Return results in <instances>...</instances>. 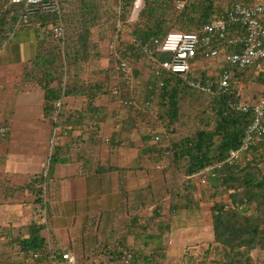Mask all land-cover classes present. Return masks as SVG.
Here are the masks:
<instances>
[{
  "label": "trees",
  "instance_id": "1",
  "mask_svg": "<svg viewBox=\"0 0 264 264\" xmlns=\"http://www.w3.org/2000/svg\"><path fill=\"white\" fill-rule=\"evenodd\" d=\"M0 0V7L2 2ZM6 1V0H5ZM60 3V16L57 13H38L30 16L29 23L32 25L40 23L45 27L56 25L61 19L64 27V36L60 38L47 35V42L42 45V50L38 54L37 60L28 65V70L24 74L25 79H31L32 83L40 84L46 90L45 111L51 113L56 111V101L68 95H81L89 98L90 106L88 110L81 113L78 118L75 111H71L64 106V103L57 115L58 124L66 127L68 124L79 125L87 115L93 119H98L97 111L90 109L94 104L96 95L108 92L115 84L121 86V96H113L120 100L132 112L141 114L148 118L154 129L158 126L163 131L154 132L153 139L159 135V143L151 146L150 153H157L159 157H152L156 162H161L166 157L168 172L175 175L170 176L167 185L153 187L150 190L152 203V223L155 217L165 213L172 217L191 219L198 218L201 213L202 200L211 203L212 222L211 229L213 239L207 242V247L202 250H193L187 246L179 264H254L251 252L260 248L264 251V141L258 143L253 149L252 159L246 165H225L217 173L216 177H210L205 184H197L189 179L188 175L199 172L208 165L226 158L232 148L240 145L245 130L253 120V113L237 111L230 103L239 101L241 95L239 84L247 85L250 81L263 82L264 77L257 74L254 69L249 68L236 73L230 92L220 95H208L199 90L192 89L184 79L177 74H167L161 76L165 81L161 89L159 99L156 102V110L152 113L138 109L126 104L130 96V85L123 81H118L114 68L109 66L103 73L101 82L92 80L91 84L74 82L78 73L75 67L83 64H90L94 61L103 60L110 55V42L116 32L117 11L115 16L105 11L102 0H58ZM127 7L124 18L127 19L133 10L135 0H126ZM178 1L184 6L177 8ZM145 0V6L139 12L134 21H125L121 32L120 50L135 67V87L140 96V104H143L147 97L153 92L154 84L160 79L152 73L147 74L143 79L144 68H148L147 59L144 58L141 43L152 41L154 38H163L172 30L195 32L203 23L210 22L221 17L231 7L236 0ZM253 3L255 0H247ZM117 10V7H116ZM24 12L23 4L11 5L5 10L0 19V47L8 39V36L17 28L26 26L18 25L19 18ZM133 25L131 34L133 38L129 41L125 39L126 26ZM108 43V50L105 51ZM217 46L224 50L226 54L235 52L238 47L227 43H217ZM217 57L220 61L218 73H212L217 84L220 71L227 67L226 59L222 55ZM161 57L166 54L160 55ZM201 57V55H198ZM206 61L205 59H203ZM199 61V58H198ZM67 63L69 67L67 66ZM68 68V81L63 87V69ZM74 67L71 72L70 67ZM106 69V68H104ZM198 70V69H196ZM192 75H208L207 71ZM117 82L111 85L113 77ZM215 75V76H214ZM74 80V81H73ZM203 96L208 100L204 108V116L200 119V125L194 126L193 135L180 137L173 143H168L175 135L174 122L181 118L180 111L184 108L186 100L193 99L198 104ZM143 98V99H142ZM164 108V111L161 110ZM186 114V113H185ZM180 125H186L185 119ZM82 117V118H81ZM166 118L168 121H165ZM165 121V122H164ZM130 125V124H128ZM67 128V127H66ZM169 140V141H168ZM175 140V139H174ZM172 140V141H174ZM171 141V142H172ZM165 144H169L172 154H165ZM48 165L47 176L41 175V182L50 175L52 168L54 151ZM173 170V171H172ZM182 178L181 183L175 186V181ZM207 188V190L205 189ZM205 189L202 192L199 190ZM209 193V195H207ZM220 198V200H218ZM227 198L228 200H223ZM164 212V213H163ZM166 215V213H165ZM156 231L148 228L135 233L137 240L135 246H129L125 242L111 245L103 244V249L98 246L92 249H84V253L101 254L106 253L110 261L123 264L125 252L133 254L132 264H166L167 244L164 243L165 236L171 233L170 221L160 220ZM36 235V234H35ZM39 235V234H38ZM38 235L30 237L23 242L22 251L27 258L26 261H19L18 264H45L42 260L34 259L29 254L30 250L42 251L47 244ZM195 247V246H194ZM193 248V247H192ZM59 253L64 251L57 250ZM60 254V256H61ZM264 263V262H263Z\"/></svg>",
  "mask_w": 264,
  "mask_h": 264
},
{
  "label": "crops",
  "instance_id": "2",
  "mask_svg": "<svg viewBox=\"0 0 264 264\" xmlns=\"http://www.w3.org/2000/svg\"><path fill=\"white\" fill-rule=\"evenodd\" d=\"M125 39L131 38L125 35ZM46 42V27L36 23L17 28L0 47V125L11 129L0 144V264L26 261L22 244L38 234L47 245L75 255L76 264H117L106 253L89 255L82 248L103 249V244L119 242L135 246L134 234L144 228L156 231L160 220L171 224L167 244V237L197 218L172 217L165 210L166 215L163 212L152 223L150 190L167 185L171 175L167 165L157 168L168 164L166 157L153 160L159 156L150 153V144L157 145L146 139L163 130L154 129L141 114L132 112L131 117L130 109L110 90L96 95L89 108L97 111V120L87 115L79 125L58 124L55 112L45 111L46 90L24 78ZM109 59L76 66L73 81L101 82ZM147 74L146 67L143 79ZM246 87L243 98L250 103L264 94L261 81H250ZM89 101L68 95L64 106L79 118ZM56 127L60 131L53 164L43 183L40 177Z\"/></svg>",
  "mask_w": 264,
  "mask_h": 264
},
{
  "label": "built area",
  "instance_id": "3",
  "mask_svg": "<svg viewBox=\"0 0 264 264\" xmlns=\"http://www.w3.org/2000/svg\"><path fill=\"white\" fill-rule=\"evenodd\" d=\"M23 4L24 12L19 18L17 26L27 25L30 16L38 13L50 14L57 13L60 16V3L58 0H4L0 7V19L5 10L11 5ZM184 4L178 1L177 7L182 8ZM117 20L116 32L110 42V55L113 61H110L111 67L117 74L118 81H123L130 85V96L126 104L138 109L154 112L156 102L159 99L161 89L165 85L164 79L161 78L167 74L180 75L184 81L195 90H199L208 95H220L230 92L232 81L237 72L249 68L254 69L257 74L264 77V0H255L253 3L247 0H236L231 7L221 17L210 22L203 23L195 32L172 30L163 38L157 37L152 41L141 43L144 58L147 59L149 73L154 74L160 79L154 84L153 92L149 97L140 104V96L135 87L134 73L136 67L125 58L120 50V38L125 21H134L137 19L139 12L144 7L143 0H135L133 10L127 19L124 14L127 7L126 0H117ZM47 35L60 38L64 36V27L61 19L58 24L46 27ZM227 43L238 47V50L226 54L221 50L217 43ZM225 53L223 58L226 59L227 67L220 71L217 84L212 77L208 75H192L199 60H209L217 58ZM166 54L161 57L160 55ZM198 55H201L199 57ZM112 63V64H111ZM63 87L68 81V68L63 69ZM246 85L242 82L239 84L241 99L232 101L230 105L237 111L253 113V120L245 130L240 145L232 148L225 159L212 163L199 172L188 175L189 179L197 184H205L210 177H216L217 173L225 165H246L252 159V149L258 143L264 141V94L255 102H248L243 98V92ZM121 86L117 83L111 89L112 96H121ZM64 103V96L56 101L55 119ZM154 114V113H153ZM9 125H0V144L3 143L10 134ZM60 128L56 127L54 135L50 139L49 155H52L53 148L56 144L57 134ZM161 140L157 135L154 138L156 143ZM165 154H172V150L167 147ZM50 163V159L48 165ZM167 164H158V169H165ZM48 166L44 170L47 176ZM34 259L42 260L45 264H76V257L71 252L57 251L51 244L44 247L42 251L30 250ZM61 254V256H60ZM133 254L130 251L125 252L123 264H132Z\"/></svg>",
  "mask_w": 264,
  "mask_h": 264
},
{
  "label": "rangeland",
  "instance_id": "4",
  "mask_svg": "<svg viewBox=\"0 0 264 264\" xmlns=\"http://www.w3.org/2000/svg\"><path fill=\"white\" fill-rule=\"evenodd\" d=\"M144 6H145V0ZM116 2L117 0H102V5L105 7V11L108 12L107 16L112 14L115 16L116 14ZM222 3L226 4V1L223 0ZM178 8V7H177ZM179 9V8H178ZM127 30L125 31L124 35L129 36L128 34H131V30L133 28V25L130 24L129 26H126ZM131 39L132 36H129ZM130 39V40H131ZM107 46L106 52L108 50V43L105 42ZM220 61H217L216 58H212L209 60H199L196 67H195V73H202L203 71H207L208 74L210 72L212 73H218V70L220 69ZM67 66L69 67L68 63ZM107 67H109V64H107ZM112 80L116 79V76L114 78L113 74H110ZM215 76V75H214ZM263 83V82H262ZM244 84V83H243ZM247 88V87H246ZM246 89H244L245 91ZM204 98H208L203 96L202 101H200L198 104H195L197 101H193V99H188L185 101L186 104L184 108L180 111L182 114L181 118L174 122L175 129L177 130V135H175L173 138L169 139L168 143L176 142L180 139V137H185L187 135H193L195 127L200 125V119L204 116V108L206 104L208 103V100H205ZM164 111V108L161 110ZM186 113V114H185ZM186 119V125L181 124L180 122L184 119ZM170 118H166L165 121H168ZM164 121V122H165ZM194 126H191L193 125ZM175 139V140H174ZM174 140V141H172ZM172 141V142H171ZM49 159L51 160V156H47L46 160V166H48ZM168 165V164H167ZM173 171V170H172ZM176 172H174L172 175H175ZM181 177L179 176V179L175 181V186L179 185L181 183ZM207 190V188H205ZM205 189L199 190V192L204 191ZM209 195V193H207ZM220 200V198L218 199ZM223 200H228L227 198H223ZM201 204V213L196 221H192V225L187 226L186 229H180L177 230L176 235H173L171 238L167 237V261L166 264H179L182 255L186 249L187 246L191 247L190 249L193 250H202L207 247V242L211 239H213L212 235V229H211V222H212V214H211V203L207 202L205 200H202ZM171 240V241H170ZM179 242V243H178ZM195 246V247H194ZM193 247V248H192ZM253 263L254 264H264V251L260 248H256L251 252Z\"/></svg>",
  "mask_w": 264,
  "mask_h": 264
}]
</instances>
